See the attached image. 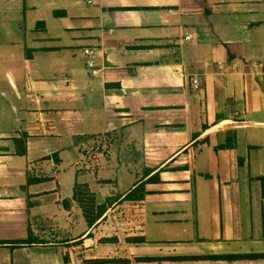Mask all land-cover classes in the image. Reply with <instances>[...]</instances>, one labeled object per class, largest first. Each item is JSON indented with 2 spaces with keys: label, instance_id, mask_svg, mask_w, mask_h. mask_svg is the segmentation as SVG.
Listing matches in <instances>:
<instances>
[{
  "label": "crops",
  "instance_id": "obj_1",
  "mask_svg": "<svg viewBox=\"0 0 264 264\" xmlns=\"http://www.w3.org/2000/svg\"><path fill=\"white\" fill-rule=\"evenodd\" d=\"M263 256L264 0H0V264Z\"/></svg>",
  "mask_w": 264,
  "mask_h": 264
},
{
  "label": "trees",
  "instance_id": "obj_2",
  "mask_svg": "<svg viewBox=\"0 0 264 264\" xmlns=\"http://www.w3.org/2000/svg\"><path fill=\"white\" fill-rule=\"evenodd\" d=\"M25 153V152H24ZM151 174V173H150ZM147 173V176L150 175ZM153 180L148 182H142L137 184V186L124 198L108 199L105 204L98 205L96 202L95 195L91 192L88 185H78L75 189V200L80 204L83 210L84 216L90 226V228L95 227L99 223L105 221V215L110 208L114 209L123 214L125 218L131 220L134 224L142 226L143 224V209L146 197V185L151 183ZM68 206V203H66ZM99 226V225H98ZM96 226L95 229L98 228ZM94 232L91 233V237ZM131 243H142L144 241L143 237L129 238ZM31 235L27 241H20L15 243V247H21L24 245L38 244ZM264 257V256H263ZM86 264H131L126 260H94L87 261Z\"/></svg>",
  "mask_w": 264,
  "mask_h": 264
},
{
  "label": "built area",
  "instance_id": "obj_3",
  "mask_svg": "<svg viewBox=\"0 0 264 264\" xmlns=\"http://www.w3.org/2000/svg\"><path fill=\"white\" fill-rule=\"evenodd\" d=\"M192 38L193 37L191 35H189L187 37V40H192ZM84 54H85V56L90 57V58H93L95 56V52L93 50H85ZM88 67L91 70L92 75H94V76L98 75L99 71L95 70V65H94L93 62H89L88 63ZM221 68H222V66H221ZM199 83H200L199 79H195L193 81L194 89H198L199 88Z\"/></svg>",
  "mask_w": 264,
  "mask_h": 264
},
{
  "label": "rangeland",
  "instance_id": "obj_4",
  "mask_svg": "<svg viewBox=\"0 0 264 264\" xmlns=\"http://www.w3.org/2000/svg\"><path fill=\"white\" fill-rule=\"evenodd\" d=\"M103 150H104V149H103ZM103 150H102V154L104 153V156H107V155H108V151H109L108 148H105L104 151H103Z\"/></svg>",
  "mask_w": 264,
  "mask_h": 264
}]
</instances>
